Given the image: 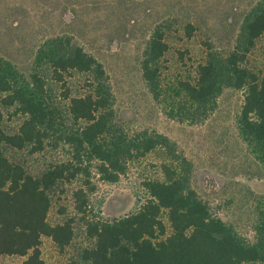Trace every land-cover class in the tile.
<instances>
[{
	"label": "rangeland",
	"instance_id": "374dc122",
	"mask_svg": "<svg viewBox=\"0 0 264 264\" xmlns=\"http://www.w3.org/2000/svg\"><path fill=\"white\" fill-rule=\"evenodd\" d=\"M262 0H0V57L10 67L16 82L29 79L38 68L45 81V101L69 130L74 123L68 112L65 88L71 97L82 96L92 77L70 71L64 86L51 77L47 61L36 64L45 42L63 38L80 45L103 66L109 106L105 110L114 133L111 136L144 141L147 135L163 136L167 147L158 145L144 156L131 151L126 173L116 183L101 180L93 169L71 183L60 182L49 190L48 221L59 223L78 217L73 192L83 188L91 214L113 219L136 210L147 198L143 183L162 180L160 165L168 161L181 174L212 213L245 239L253 237L257 211L264 206V168L240 138L236 118L243 92L225 89L212 111L201 114L182 90L181 83L195 82L196 69L211 48L224 54L236 40L244 15ZM193 27L192 34L188 26ZM163 33L167 52L159 62L158 99H154L142 75L140 62L155 30ZM257 76L264 74V34L255 41L243 64ZM1 127L16 131L23 116H12L13 108L1 107ZM194 113L200 114L193 117ZM6 156L38 175L51 164L70 158L68 146L42 151L31 147H4ZM136 154V155H135ZM163 221L167 224L165 215ZM88 244L79 231L64 252L43 237L41 258L46 264H64ZM23 258L0 256V264H21Z\"/></svg>",
	"mask_w": 264,
	"mask_h": 264
},
{
	"label": "trees",
	"instance_id": "16d2710c",
	"mask_svg": "<svg viewBox=\"0 0 264 264\" xmlns=\"http://www.w3.org/2000/svg\"><path fill=\"white\" fill-rule=\"evenodd\" d=\"M187 30L190 35L193 27L189 25ZM263 34L264 0L244 15L234 46L224 54L210 48L205 61L197 66L195 82H182L181 87L202 115L213 110L223 90L242 91L237 131L264 168V74L257 76L243 65ZM167 50L163 33L155 30L140 62L154 99L160 95L158 68ZM35 59L36 64L46 60L52 79L64 88V75L70 71L88 74L92 82L88 81L82 96L71 97L65 88L69 115L74 123L84 124L69 130L45 101V81L38 68L29 79L16 82L0 57V108H13L12 116H23L16 131L9 133L1 127L0 111V256L21 257V264H46L41 258L43 237L64 252L81 231L88 244L64 264H264V206L258 208L252 239L245 240L212 213L168 161L160 165L162 180L143 183L147 198L133 212L102 219L91 214L87 194L78 188L72 196L80 230L73 218L50 223L48 192L58 183H71L84 175L85 184H89L93 164L102 181L116 183L126 173L131 151L144 156L158 145L167 147V139L147 135L139 141L111 136L110 142H102L106 134L114 133L105 115L109 93L102 82L106 78L102 64L80 45L63 38L45 42ZM46 145L52 149L68 146L70 158L51 164L38 175L27 172L4 152V147H31L35 153Z\"/></svg>",
	"mask_w": 264,
	"mask_h": 264
}]
</instances>
